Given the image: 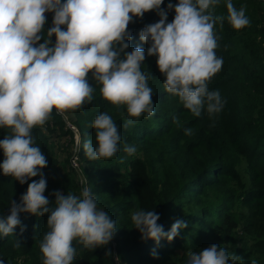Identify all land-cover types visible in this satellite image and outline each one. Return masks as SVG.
Segmentation results:
<instances>
[{
    "label": "trees",
    "instance_id": "1",
    "mask_svg": "<svg viewBox=\"0 0 264 264\" xmlns=\"http://www.w3.org/2000/svg\"><path fill=\"white\" fill-rule=\"evenodd\" d=\"M231 2L237 9L246 6L250 25L240 30L230 25L227 0H219L210 9L224 17L223 28L218 23L214 29L219 37L215 52L223 65L208 82L209 91L218 90L226 101L220 113L210 117L203 109L199 117L193 116L177 96L166 92L157 56H148L150 43L139 38L145 26L160 20L156 10L145 12L142 18L133 17L128 25L132 38L126 41L129 47L125 50L131 52L137 46L145 50L141 71L152 89L154 116L142 114L133 126L125 128L127 120L136 118L128 115L126 106L117 107L105 100L102 85L89 73L93 100L76 110L77 118L70 111L67 114L80 136L81 174L97 194L96 200L116 221L117 229L107 245L94 249L74 240L72 264H187L190 252L198 253L213 244L225 248L230 256H239L236 264H252L253 260L264 264V0ZM169 3L176 5L178 0H163L160 7L167 11L166 23L175 16L174 8L167 7ZM45 16L36 46L45 39L55 44V35L47 36L54 13L46 12ZM61 27L66 30V26ZM102 112L118 127L120 150L112 158L89 160L83 144L91 140L95 146L93 122ZM189 128L192 135H185ZM8 134L9 129L0 128V140ZM32 135L34 146L40 147L47 160L40 171L47 181L44 195L49 207H56V191L80 196L83 187L70 157L62 161L57 154L62 147L56 139L66 136L70 137L69 145L75 142V132L65 117L53 109L51 118L44 126L34 127ZM125 144L135 146V154L127 155ZM3 160L0 149V163ZM243 163L247 177L239 170ZM39 179L37 175L21 184L0 169V218L10 214L11 201L20 203L28 184ZM239 208L247 209L242 221L235 217ZM140 210L158 213L157 223L165 232L177 219L187 226L171 241L162 238L157 244L151 238L142 239L132 221V214ZM48 216L21 212V224L13 233L0 234V260L7 264L13 256H27L29 264H43L40 243L50 231Z\"/></svg>",
    "mask_w": 264,
    "mask_h": 264
},
{
    "label": "clouds",
    "instance_id": "2",
    "mask_svg": "<svg viewBox=\"0 0 264 264\" xmlns=\"http://www.w3.org/2000/svg\"><path fill=\"white\" fill-rule=\"evenodd\" d=\"M162 3L163 0H0V128L9 129V134L0 140L4 154L0 169L21 184L40 176L28 184L20 203L11 201L10 214L0 218V234L13 233L21 224V212L40 216L48 213L50 231L40 243L43 264H72L74 240L94 249L107 245L117 229L108 212L98 209L88 187L80 196L54 192L56 207H49L44 195L47 181L40 171L47 166V160L40 147L34 146L32 129L44 126L53 109L66 116L90 103L94 91L88 82L90 72L94 81L102 85V97L117 107L126 106L128 115L136 118L127 120L125 128L133 126L142 114L155 115L148 76L141 71L145 50L137 46L131 52L125 51L129 47L126 41L132 38L128 25L133 17L142 18L151 10L160 16L158 22L141 30L139 38L150 43L147 55L157 56L166 92L177 96L196 117L203 109L212 117L224 108L226 101L219 91L208 89V82L223 65L215 52L219 37L214 29L218 23L223 28L224 17L210 10L219 0L169 3L168 9L175 11L169 23L167 11L160 7ZM226 7L227 20L235 30L250 25L246 6L237 9L227 0ZM46 12L54 13L47 36L54 34L55 44L45 39L36 46ZM93 128L96 144L91 140L83 144L85 156L89 160L112 158L120 150L122 139L116 123L102 112L95 117ZM185 135H192V130L185 129ZM124 152L131 156L136 147L125 144ZM159 218L154 211L132 214L141 238H151L157 244L162 238L171 241L187 226L177 219L165 232L157 223ZM188 256L187 264H236L240 259L216 244ZM0 264L4 262L0 260Z\"/></svg>",
    "mask_w": 264,
    "mask_h": 264
},
{
    "label": "rangeland",
    "instance_id": "3",
    "mask_svg": "<svg viewBox=\"0 0 264 264\" xmlns=\"http://www.w3.org/2000/svg\"><path fill=\"white\" fill-rule=\"evenodd\" d=\"M70 113L73 116L75 115L77 118L76 111H74V112L70 111ZM69 116H70L69 114H66L67 125L68 124L74 125L75 124L74 121L72 119H70ZM56 140L59 143V146L62 147V148H59V150H58V153H57L58 157L62 161L66 160L67 158L70 157V165L72 167H74V169L77 172V175L80 177V174H81L80 166H79V164H76L74 161V160H76L75 156L78 157V148L80 147V141L76 139L72 145H69L68 140H70V137L63 136V137L58 138ZM245 169H246V163H243L241 166H239V170L241 171L242 175L247 177V173H246ZM94 196H95V198L98 197L96 193L94 194ZM97 205H98L99 209H102L105 211L104 206H102L103 204H101L99 200H97ZM246 211H247L246 208H239V209L235 210L236 219L242 221ZM116 260L117 261L119 260V262H120V259L117 256H116ZM7 261H8L7 264H29L27 256L26 257L13 256Z\"/></svg>",
    "mask_w": 264,
    "mask_h": 264
},
{
    "label": "built area",
    "instance_id": "4",
    "mask_svg": "<svg viewBox=\"0 0 264 264\" xmlns=\"http://www.w3.org/2000/svg\"><path fill=\"white\" fill-rule=\"evenodd\" d=\"M65 117V119H66V116H64ZM67 120V119H66ZM69 125V127L71 128V129H73L74 130V132H75V140L77 139V140H79L80 141V136H79V133H78V129H77V127L75 126V125H70V124H68ZM75 158H76V160H74L75 161V163L76 164H79V166H80V162H79V159H78V157L77 156H75ZM81 169V168H80ZM80 184L82 185V187L84 188V187H88V185H87V180L82 176V174H80ZM82 188V189H83ZM82 192V191H81ZM98 206V205H97ZM99 209V208H98Z\"/></svg>",
    "mask_w": 264,
    "mask_h": 264
}]
</instances>
